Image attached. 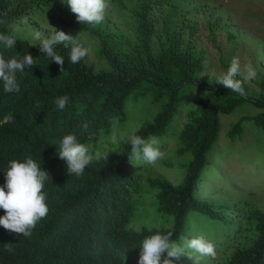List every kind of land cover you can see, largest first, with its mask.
I'll use <instances>...</instances> for the list:
<instances>
[{
	"label": "trees",
	"instance_id": "obj_1",
	"mask_svg": "<svg viewBox=\"0 0 264 264\" xmlns=\"http://www.w3.org/2000/svg\"><path fill=\"white\" fill-rule=\"evenodd\" d=\"M108 4L113 10L107 9L104 21L93 27L78 23L66 0H0V20L6 21L0 25V32L17 40L13 49L0 44V55L8 59L28 53L36 62L23 74L17 73L19 92H4L0 81V186L5 183L8 162L23 161L27 155L50 175L43 189L49 212L31 236L0 226V264H137L139 241L145 235L172 231V239L179 242L192 211L224 220L226 209L242 224V205L235 204L231 209L225 202L211 203L197 196L202 174L210 166L207 158L220 136V116L231 114L247 101L262 110L257 117L243 118L232 126L227 137L233 143L243 136L246 120L264 126V84L259 96L249 97L198 78L206 56L196 49L200 19L218 49L214 36L216 30L225 28L220 27L226 17L224 9L197 0H108ZM21 18H27V23H19ZM40 20L52 23L59 31L85 34L96 40L105 66L98 71L86 57L73 64L68 50L58 45L56 51L64 58V71L60 72L59 65L25 38L35 30L51 32L42 27ZM12 24L18 32H11ZM229 38L238 36L229 34ZM145 83L158 91L155 100L167 98L155 119L146 121L135 132L145 139L165 136L178 107L189 104L181 94L185 85L202 86L207 92L195 109L188 108L193 110L188 111L178 137L176 154L191 156L182 165L184 180L177 185L164 178L147 181L154 191L158 212L172 217L173 225L136 232L130 223L137 216L144 182L143 172L133 169L132 160L128 161L130 143L128 139L115 143L114 151L100 157L93 153V145H104L98 149L101 153L109 147L112 121L124 120L126 100ZM64 95L69 101L60 110L55 99ZM84 122L89 125L87 132L81 127ZM69 133L90 146L92 161L80 176L68 175L54 145ZM158 161L174 166L171 161ZM4 214L0 209V216ZM248 219L239 235L247 236L250 245L227 248L216 264H264V213L250 211ZM251 224L255 231L248 228ZM251 233L256 234L254 239ZM5 244H13V251H5ZM173 264L178 263L173 260Z\"/></svg>",
	"mask_w": 264,
	"mask_h": 264
},
{
	"label": "rangeland",
	"instance_id": "obj_2",
	"mask_svg": "<svg viewBox=\"0 0 264 264\" xmlns=\"http://www.w3.org/2000/svg\"><path fill=\"white\" fill-rule=\"evenodd\" d=\"M197 1L199 3L206 2L212 6L220 5L226 14V17L220 22V27L224 26L225 28L216 30L214 36L218 49L211 43L210 32L200 19L196 49L203 51L206 56L205 68L198 78L206 84H218L215 82L216 77L227 70L233 57H239L242 65L250 63L257 73L255 79L243 84L246 95L249 97L259 96L262 93L261 84H264V0ZM108 10L113 9L109 7ZM115 19L118 21L117 17ZM40 22L46 31L51 30L52 23L46 20H40ZM53 28L58 30L56 27ZM10 29L11 32H18L15 24H12ZM65 33L76 38L79 43L89 49L86 56L89 65L94 64L98 71L105 66V63L100 60L99 44L96 40L85 34ZM50 34L51 32L44 33L45 36ZM229 34L238 36V38L232 40L229 38ZM29 35L25 38L29 39L33 46H38L39 41L33 40L32 35L31 37ZM237 79L242 78L238 76ZM206 92L207 89L202 86L185 85L181 94L189 104H181L178 107L165 136L158 139V147L164 153L162 160L173 162V167L163 165L158 160L154 164H147L143 160H132L131 167L143 172L144 183L142 201L137 216L131 220V230L136 232L142 231L143 228L162 230V228H169L173 225L172 217L163 216L158 212L156 203L153 202L154 191L148 187L147 181L148 178H164L177 185L184 180L185 172L182 165L185 160H190L191 156L181 157L176 154L179 145L178 137L188 119V111L196 108L197 102ZM157 94L158 91L147 83L138 88L126 100L124 120L112 121L111 131L107 137L110 142L109 147L101 153L98 149H103L105 146L93 145V153L98 157L111 153L115 150L113 144L126 141L129 135L140 130L146 121L154 120L162 111V105L167 100L166 97L160 101L155 100ZM188 108L193 109L188 110ZM261 113L262 110L247 101L231 114L220 116V136L207 158L210 161V166L208 165L204 170L202 180L198 185L197 196L205 201L225 202L232 207L231 209L235 204L242 205L243 225L249 222L250 211L259 210L264 213V126L260 128L255 120H246L243 136L239 141L233 143L227 136L234 124L246 117L255 118ZM161 141L163 143H160ZM159 144L163 146H159ZM149 195H151L150 198L147 197ZM224 212L227 216L224 220L213 219L199 212L189 213L185 233L178 243L182 242V238L203 236L215 245V256L202 257L197 260V254L191 253L193 260L187 256H181L178 260L174 259L176 263L216 264L219 255L227 251V248L237 244L245 247L250 245L247 236L239 235L242 224L232 216L233 212L226 209ZM231 217L234 220H231ZM254 226V224L249 225L250 231H255ZM251 236V239H254L256 234L251 233Z\"/></svg>",
	"mask_w": 264,
	"mask_h": 264
},
{
	"label": "clouds",
	"instance_id": "obj_3",
	"mask_svg": "<svg viewBox=\"0 0 264 264\" xmlns=\"http://www.w3.org/2000/svg\"><path fill=\"white\" fill-rule=\"evenodd\" d=\"M64 2V0H63ZM70 11L75 14V19L80 24H88L93 27L102 23L105 12L109 7L108 0H66ZM19 23H27V18H21ZM6 21L0 20V25ZM51 34L45 36L39 30L31 33L33 40L39 41L38 48L45 57L60 66V72L64 71V58L56 51V46L62 45L68 50V58L71 63H79L84 59L89 49L79 43L76 38L63 31L51 27ZM16 39L10 34L0 32V44L5 49H13ZM36 65L33 57L26 53L17 54L5 59L0 55V81L3 82V90L6 93L19 92L20 83L17 73L23 74L25 68ZM256 71L249 63L242 65L239 57H233L227 70L216 77L215 82L241 96H245L243 84L256 78ZM242 79H237V77ZM67 95L55 99L56 106L63 110L68 104ZM11 117L8 118L11 121ZM82 130L88 131V123L81 125ZM89 139L92 135L89 134ZM115 139V138H114ZM130 152L127 153L128 161L143 160L147 164H154L164 157V153L158 147V139L150 136L145 139L135 132L128 137ZM54 145L57 146V156L64 161L69 176H80L92 161L89 146L78 141L77 136L69 133L62 136ZM50 175L41 169L30 155L23 161L13 159L7 164L5 170V183L0 186V209L4 215L0 216V226L10 232L30 237L37 223L46 218L49 212L46 203L47 195L43 191ZM174 233L155 232L145 235L139 241V259L137 264H173L181 256H187L193 260L191 253L197 254L196 259L202 257H214L215 245L203 236L182 238L178 243L172 239ZM13 244H5L4 250L12 252ZM190 250V252H189ZM166 253V256L164 255Z\"/></svg>",
	"mask_w": 264,
	"mask_h": 264
},
{
	"label": "bare ground",
	"instance_id": "obj_4",
	"mask_svg": "<svg viewBox=\"0 0 264 264\" xmlns=\"http://www.w3.org/2000/svg\"><path fill=\"white\" fill-rule=\"evenodd\" d=\"M148 89V88H147ZM184 99V98H183ZM63 228V227H62Z\"/></svg>",
	"mask_w": 264,
	"mask_h": 264
}]
</instances>
